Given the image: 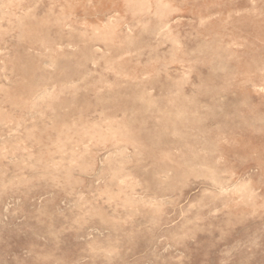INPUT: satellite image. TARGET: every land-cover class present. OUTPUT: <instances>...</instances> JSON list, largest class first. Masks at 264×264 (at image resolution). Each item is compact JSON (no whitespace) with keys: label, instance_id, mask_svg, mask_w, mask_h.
<instances>
[{"label":"rangeland","instance_id":"374dc122","mask_svg":"<svg viewBox=\"0 0 264 264\" xmlns=\"http://www.w3.org/2000/svg\"><path fill=\"white\" fill-rule=\"evenodd\" d=\"M0 264H264V0H0Z\"/></svg>","mask_w":264,"mask_h":264}]
</instances>
